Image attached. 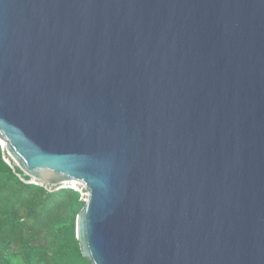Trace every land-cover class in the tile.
I'll return each instance as SVG.
<instances>
[{"label":"water","instance_id":"1","mask_svg":"<svg viewBox=\"0 0 264 264\" xmlns=\"http://www.w3.org/2000/svg\"><path fill=\"white\" fill-rule=\"evenodd\" d=\"M0 143L92 264H264V0H0Z\"/></svg>","mask_w":264,"mask_h":264},{"label":"trees","instance_id":"2","mask_svg":"<svg viewBox=\"0 0 264 264\" xmlns=\"http://www.w3.org/2000/svg\"><path fill=\"white\" fill-rule=\"evenodd\" d=\"M29 180L0 143V264H92L75 237L85 191Z\"/></svg>","mask_w":264,"mask_h":264}]
</instances>
